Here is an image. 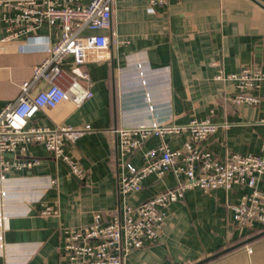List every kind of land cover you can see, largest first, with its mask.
Listing matches in <instances>:
<instances>
[{
  "label": "crops",
  "instance_id": "1",
  "mask_svg": "<svg viewBox=\"0 0 264 264\" xmlns=\"http://www.w3.org/2000/svg\"><path fill=\"white\" fill-rule=\"evenodd\" d=\"M113 4L110 28L101 31L109 39L108 58L80 66L88 82L79 83L92 95L77 105L65 100L53 109L40 108L27 121L32 127L89 126V131L73 145L65 144L66 161L54 159L41 143L4 156L10 165L0 172V264H65L66 228L89 224L95 212L106 220L121 218L124 205H136L175 185L170 172L159 178L150 174L142 179L139 192L123 197L118 192V128L209 119L216 129L198 144L200 149L218 159L227 153L264 154V80L253 92L257 104L236 105L231 102L233 82L214 78L219 70L237 73L243 67L264 72L263 0ZM1 11L0 107L17 97L20 83L45 58L43 47L58 37L55 27L42 24L27 38L1 41L6 34ZM71 60L63 61L66 71ZM66 71L55 80L62 87L71 81ZM47 85L38 80L29 92L34 95ZM187 140L185 133L149 136L129 161L139 166L142 153L161 141L174 151ZM32 159L37 163L30 167L13 165ZM73 164L81 170L80 177L70 173ZM257 188L264 192V177ZM246 192L249 188L236 185L206 193L195 186L186 189L165 207L160 236L131 250L122 264H193L236 244L241 245L203 264H264V227L239 228L233 220L232 205ZM45 208L56 214H42Z\"/></svg>",
  "mask_w": 264,
  "mask_h": 264
},
{
  "label": "built area",
  "instance_id": "2",
  "mask_svg": "<svg viewBox=\"0 0 264 264\" xmlns=\"http://www.w3.org/2000/svg\"><path fill=\"white\" fill-rule=\"evenodd\" d=\"M165 1L147 0V4L154 7ZM113 3L114 0H88L85 5H76L72 0H0L1 20L6 25V34L1 41L27 38L42 24L58 30L57 41L43 47L45 58L32 67L31 77L20 83L17 97L0 107V172H5L10 165L5 154H22L27 145L33 143H41L54 159L66 161L65 144L73 145L75 139L89 131V126L32 127L27 126V121L40 108L53 109L65 100L77 105L92 95L79 83V80L88 82V74L80 66L108 58L105 51L109 39L101 31L110 28ZM87 31L89 33L85 34ZM68 57L72 58V64L66 71L62 65ZM65 71L72 77L70 83L62 87L55 80ZM214 78L233 82L236 92L231 97L232 103L254 105L258 99L253 92L264 80V72L255 67H243L237 73L224 74L219 70ZM38 80H44L48 85L31 95L29 90ZM215 129L216 125L209 119L191 120L185 125L151 122L116 129V156L122 168L118 192L123 197L139 192L142 179L150 174L159 178L170 172L176 183L141 203L124 205L121 218L112 215L106 220L95 212L89 224L66 228L63 239L65 264H122L131 250L140 249L145 242H153L160 236L165 207L193 186L205 193L216 188L228 191L233 185L249 188V192L232 205L234 223L239 228L254 225L263 228L264 192L257 185L264 177V154L227 153L223 159H218L210 151L198 147ZM180 133L187 134L188 139L180 148L171 151L161 141L157 147L142 153L141 165L130 163L129 155L149 136L162 138ZM261 151L264 152V144ZM36 163L37 160L32 159L13 165L21 168ZM70 173L80 177L81 170L73 164ZM179 176H183V180ZM41 213L56 214V211L45 208ZM246 251L250 249L246 248Z\"/></svg>",
  "mask_w": 264,
  "mask_h": 264
},
{
  "label": "water",
  "instance_id": "3",
  "mask_svg": "<svg viewBox=\"0 0 264 264\" xmlns=\"http://www.w3.org/2000/svg\"><path fill=\"white\" fill-rule=\"evenodd\" d=\"M239 245H241V244H236V245H234V246H229V248H226V249H223V250H221V251H218V252L212 253V255H210V256H208V257H205V258H203V259H201V260H198V261H196V262L193 263V264H203V263H205V262H208V261L212 260V258H215L216 256H219V255H221V254H224V253L228 252L230 249H232V248H234V247H238Z\"/></svg>",
  "mask_w": 264,
  "mask_h": 264
}]
</instances>
